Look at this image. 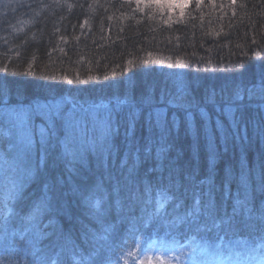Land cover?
Instances as JSON below:
<instances>
[{
	"label": "trees",
	"instance_id": "1",
	"mask_svg": "<svg viewBox=\"0 0 264 264\" xmlns=\"http://www.w3.org/2000/svg\"><path fill=\"white\" fill-rule=\"evenodd\" d=\"M134 1L2 0L0 30L13 29V33L5 39L6 36L0 37V80L8 84L7 95L0 96V99L5 100L7 107L36 101L47 103L53 97L55 100L67 98L77 105L88 107L109 100L98 99L94 91L100 94L111 93V99L117 95L123 98L127 94L138 104L163 107L167 110V119L171 120L169 112L186 113L181 108L165 107L160 98L166 96L175 101L177 84L183 82L187 95L181 102H191L193 107L203 105L210 117V128L214 129L217 118L227 127L226 117L207 104L205 97L213 91L217 94L222 90L225 94L230 93L232 87L229 81L233 72L240 70L253 85L264 75V0H232L233 4L225 5L226 9L220 13L211 11L204 1L192 2L185 8V21L182 24L172 20V9L176 7L167 0H143L148 7L140 4L139 0ZM17 3L31 4L39 10L37 23H26L19 7H15ZM3 13L11 15L13 23L4 18ZM177 60L185 67H179ZM144 61L148 63H143ZM59 76L76 81L72 84L74 89L68 92L63 88L61 92L63 83L67 80L51 82V77ZM89 77L90 82L85 83ZM113 77L114 85L109 88L108 81ZM196 80H210V85L215 89L195 93L191 88ZM39 84L44 86V90H37L36 86ZM166 85L173 90H165ZM70 108L71 103L65 105L66 110ZM39 123L40 120L37 119V124ZM203 123L200 117L196 125L199 127ZM253 127L254 124L247 126L248 139ZM243 130H240L241 136L244 135ZM183 131L181 127L180 137L176 141L177 148L183 151L181 165L189 161L191 156V140L184 137ZM245 148L249 168L264 163V148H255L249 140ZM240 153L239 142L233 147V141L230 140L229 151L218 164L217 182L223 178L226 163H231L238 170ZM5 154L9 160L16 155L15 150L9 151L7 141L0 143V155ZM203 159L202 149L201 176L205 170ZM48 165L47 171L52 177L63 174L62 165L52 167L51 157ZM89 171L94 173L93 181L102 175L97 170V165L93 164L92 157H89L88 169L82 170L81 177L74 179L82 183L81 178ZM10 175L8 166L0 163V213L5 210L3 205ZM39 187L38 183L28 186L24 193L26 199L19 201L15 208L27 211L31 200L40 195ZM235 188L233 184L232 190L235 191ZM121 195L127 196L129 192L124 191ZM60 201L61 207L55 219L58 227L63 229V235L57 233L51 237L43 236L41 228L48 224L47 219L39 226L25 225L19 217L13 218L7 227L0 222V264H26L27 260L43 255L53 245L57 248L64 247L65 264H72L68 253L76 246L85 255L90 253L89 248L94 251L100 249L102 254L119 261L129 252L127 249L133 250L137 244H146L150 239L156 238L145 233L138 243L134 233L127 230L132 227V223H135L136 228L141 227V204L140 209L135 205L134 217L129 211H124L125 223L114 236L106 241L89 237L85 244L82 236L85 228L92 226L99 229V226L91 224L88 212L78 198L68 193ZM81 218L88 220L90 225H80L78 219ZM250 223L257 224L256 230L227 235L221 231L220 235L224 236V240L220 246L226 245L227 250H237L241 245L247 254L251 253L254 244L264 246V231L260 230L259 222ZM44 231L51 232L52 229L44 228ZM193 233L195 232L185 233L181 229L180 234L173 231L172 235L182 241H188L189 236H194V241L208 246L220 242L215 236ZM22 235H26L25 240L21 239Z\"/></svg>",
	"mask_w": 264,
	"mask_h": 264
},
{
	"label": "snow or ice",
	"instance_id": "2",
	"mask_svg": "<svg viewBox=\"0 0 264 264\" xmlns=\"http://www.w3.org/2000/svg\"><path fill=\"white\" fill-rule=\"evenodd\" d=\"M32 6L15 4V7ZM176 63L185 67L180 60ZM63 79L69 85L73 84L67 77ZM7 93L8 84L0 80V96ZM186 95L185 85L178 82L177 96L170 104L185 111L183 122L175 113L168 120L164 109L149 111L142 119L141 109L127 94L88 107L67 98L55 100L53 97L47 103L36 101L0 108V143L7 141L9 151L16 152L12 160L6 154L0 155V163L11 170L0 222L7 227L13 218L19 217L25 225L39 226L47 219L48 224L41 228V234L45 237L57 233L63 235L55 217L61 207L60 198L70 193L85 207L91 224L99 226V229L85 228L82 236L87 244L89 237L106 241L114 236L125 223V200L132 202L128 211L133 217L135 202L140 201L146 206L140 210L141 227L136 228L133 223L127 230L134 233L138 243L145 233L156 237L138 251L159 253L157 259L161 264H165L161 257L167 256L179 244L173 231L180 234L183 229L185 233L212 235L220 243L224 240L221 231L227 235L256 230L257 224L250 221H258L260 230L264 231V163L249 168L244 154L248 124H254L258 135L264 139V75L251 87L237 86L227 94L223 90L220 94L213 91L205 97L207 104L226 117L227 127L217 118L214 129L210 128L209 114L195 105L204 121L197 127L193 120V105L181 102ZM69 103L72 108L66 110L65 105ZM249 112L253 113L252 118H246ZM256 116L261 119L256 121ZM181 127L184 137L191 140V156L183 165L180 164L183 151L176 146ZM241 127L244 128L243 136L240 135ZM230 140L233 147L236 142L241 147L239 168L226 163L223 178L217 182L218 164L225 159ZM50 157L52 167L63 166V174L52 177L48 173ZM89 157L95 159L102 175L91 183L77 182L74 178L81 177L82 170L88 169ZM32 183L39 184L40 195L31 200L27 211L16 209L15 205L26 199L25 190ZM126 190L129 195H121ZM149 206L150 212L147 211ZM44 228L52 231L45 232ZM169 236H172L171 243L167 240ZM21 239L25 240L26 235ZM193 239L194 236H189V244ZM187 246L180 245L181 248ZM127 250L131 251V248ZM192 253L188 264H198L196 255L206 254L207 247L199 248V252L193 248ZM178 258L170 257L168 264L171 259ZM68 259L72 264H118L100 249L85 255L79 246L68 253ZM26 264H65V249L53 245L43 255L27 260Z\"/></svg>",
	"mask_w": 264,
	"mask_h": 264
},
{
	"label": "bare ground",
	"instance_id": "3",
	"mask_svg": "<svg viewBox=\"0 0 264 264\" xmlns=\"http://www.w3.org/2000/svg\"><path fill=\"white\" fill-rule=\"evenodd\" d=\"M1 1L2 0H0V5H1ZM93 1H95V0H93ZM2 6H5V4L2 5ZM19 9L21 10V12L23 14V17H24L26 23L35 24L39 20L38 19V11L39 10H37L35 7H33V6L32 7H19ZM176 9H179V8L172 9V14H171L172 20L173 21L176 20L177 23L182 24L185 21V13L182 12L180 9L179 10H176ZM12 15H14V14H12ZM10 16L11 15L4 14L3 17L6 18V19H8L10 23H13L11 21ZM133 17H134V15H133ZM12 33H13V29H10L9 31H7L6 29H3L2 31L0 30V37L6 36V37H4V39H5L9 35H11ZM70 42L72 43V41H70ZM60 70H62V69H60ZM62 78L63 77H60V76L59 77H55L54 80L51 79V82H53V83L54 82L57 83L58 81L60 82ZM114 79L115 78L113 77L112 79H110L108 81L109 88H111L112 85H114V83H112V82H115ZM229 82H230V87H232V89H234L237 86H247V87L253 86L251 80L249 78H245L244 75H243V73L240 70L239 71H236V72H233V75L231 76V80ZM75 83H76V81H73V84H75ZM193 84L194 85L191 88V90L195 91V93L196 92L203 91V90H214L215 89V87H212L210 85V80L209 81L208 80H202L201 82L199 80H196V81H193ZM166 86L167 87L164 88L165 90H167V91H168V89H169V91H172L173 90V89H171V87L169 85H166ZM36 88L39 91L44 90V86H41V84H39L38 86H36ZM63 88H65V90H67L68 92H70V91H72L74 89V85H72V84L69 85L66 82V83H63V87H62L61 92H63ZM164 89H162V90L165 91ZM175 91H177V89H175ZM95 93L98 95V97H99L98 99H102V98L111 99L110 98L111 93H109V94H107V93L100 94V93H97V91H94V94ZM61 96H63V94ZM203 96H206V94H204ZM71 99H72V97H71ZM160 100H161L162 105H164L165 107L171 109L172 106L170 104V101H174L171 97L162 96L160 98ZM101 102H105L106 103L107 101L104 100V101H101ZM101 102L94 103V104H99ZM0 105L2 106L1 108L7 107V103L3 99H0ZM9 106L16 107L15 105H9ZM172 111H174V110L172 109ZM101 114H102V110H101ZM172 114H173L172 112H169V115L171 117H172ZM176 115L178 117V114H176ZM252 116H253V113H251V112H249V113L246 114V118H252ZM260 119H261L260 116H256L255 117V120L256 121H259ZM36 123H37V121H36ZM252 138L253 139H261V137L258 135V132H257L256 129H254V131H253ZM92 162H93V164L97 165L95 159H93V158H92ZM85 175L86 176L85 177H82L81 180L83 182L84 181H87L88 183H91L93 181L94 173L92 171H89V172L85 173ZM130 203H132V202H129V201H126L125 200V210H124L125 212H128V205ZM145 207H142V208H145ZM147 211H152V208L150 206L147 207ZM78 222H79L80 225H90L89 221L86 220V219H84V218H81L80 220L78 219ZM89 250H90V252H93L94 251V250H92L90 248H89Z\"/></svg>",
	"mask_w": 264,
	"mask_h": 264
},
{
	"label": "rangeland",
	"instance_id": "4",
	"mask_svg": "<svg viewBox=\"0 0 264 264\" xmlns=\"http://www.w3.org/2000/svg\"><path fill=\"white\" fill-rule=\"evenodd\" d=\"M134 1V0H133ZM135 2V1H134ZM141 2L140 4H145L143 0H139ZM144 2V3H143ZM228 0H218L216 2L217 9L215 12L220 13L221 11L223 12L225 9V5H227ZM151 4H154V1L151 2ZM179 10V9H176ZM63 79V78H62ZM91 80L87 78L85 83H89ZM114 83V82H112ZM89 86V85H86ZM144 246L137 245L134 250L129 251L127 255H125L122 258V261L119 264H161V261L157 259L159 256V253H154V252H149L145 254L143 251H138L139 248H142ZM196 248L198 252L197 247H176L174 246L173 251L169 252L167 256L161 257V260L165 262V264H168L169 258L170 257H179L178 259H171L170 264H188L189 260L192 258V249ZM183 253V255H182ZM199 254L196 255V260L198 261V264H230L229 260H226V257H219L215 259H208L207 256L201 258ZM208 259V260H207ZM264 264V263H262Z\"/></svg>",
	"mask_w": 264,
	"mask_h": 264
}]
</instances>
